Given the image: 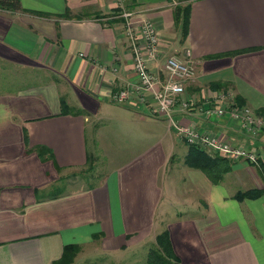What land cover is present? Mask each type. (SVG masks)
Wrapping results in <instances>:
<instances>
[{
    "label": "crops",
    "instance_id": "crops-1",
    "mask_svg": "<svg viewBox=\"0 0 264 264\" xmlns=\"http://www.w3.org/2000/svg\"><path fill=\"white\" fill-rule=\"evenodd\" d=\"M118 1L22 0L27 10L0 8V264H50L67 243L81 245L76 259L107 251L121 261L129 250L148 249L165 228L183 264H264V193L236 196L264 189V133L249 136L229 116L175 111L233 142H254L258 161L233 160L215 183L186 163L190 143L168 118L149 103L114 102L113 91L136 81ZM178 2L121 1L154 21L161 57L190 50L197 72L187 90L196 99L223 82L256 111L264 107V0H191L184 39ZM66 9L74 16H61ZM113 120L140 147L115 165L109 153L98 183L70 178L68 169L94 165L93 152L104 155L100 125ZM25 130L29 145L49 146L54 159L28 152ZM62 175L65 192L50 196Z\"/></svg>",
    "mask_w": 264,
    "mask_h": 264
},
{
    "label": "built area",
    "instance_id": "built-area-1",
    "mask_svg": "<svg viewBox=\"0 0 264 264\" xmlns=\"http://www.w3.org/2000/svg\"><path fill=\"white\" fill-rule=\"evenodd\" d=\"M121 1H118L121 11L117 15L125 21L124 32L136 81L113 91L111 99L116 103H149L153 112L171 121L181 138L210 153L217 152L233 160L258 161L259 152L255 147L233 142L221 133L176 118L177 109L184 114L198 110L206 117L229 116L246 131L256 132L264 126V116L250 105L239 104L230 88L206 95L203 101L191 95L187 85L195 79L197 69L190 50L161 57V36L154 21L125 8ZM158 59L163 60L162 64L154 67L152 62Z\"/></svg>",
    "mask_w": 264,
    "mask_h": 264
},
{
    "label": "trees",
    "instance_id": "trees-1",
    "mask_svg": "<svg viewBox=\"0 0 264 264\" xmlns=\"http://www.w3.org/2000/svg\"><path fill=\"white\" fill-rule=\"evenodd\" d=\"M0 8L10 10L25 9L22 5V0H0ZM191 9V0H179V2L175 6V21L176 24L180 25L182 29V39H184L189 32ZM30 11L44 15L49 14L48 12L41 10L30 9ZM61 16L71 17L74 16V14L71 13L70 9H66L64 13H61ZM77 17H83V15L77 14ZM211 86L216 89L220 87H228L227 84L223 82L213 83ZM236 100L239 104L245 103L244 99L240 96H237ZM62 104L65 109L67 101L64 97L62 98ZM257 112L264 116V107H259L257 109ZM25 140L27 143L28 152L32 150L37 151V153L43 160L54 159V152L49 146L45 144H38L32 147L29 145V137L26 130ZM185 161L190 166L202 169L215 183L220 182L224 178V175L232 168L234 162L233 159L226 155L217 152L209 153L206 149L194 144H189V151L186 155ZM91 162L92 161H90L89 163V168H92L94 166ZM259 163L262 175H264V165L261 164V162ZM67 178L68 175H62L57 181L50 185V188H48L50 196H60L65 192L67 187ZM263 193L264 189L250 188L247 190L239 191L236 196L239 199H243L245 197H255ZM80 250L81 245L77 243H67L64 246L62 256L59 259L54 260L50 264H71ZM147 261L148 264H183L180 257L174 250L168 228H165L158 234L157 240L155 242L149 244Z\"/></svg>",
    "mask_w": 264,
    "mask_h": 264
},
{
    "label": "rangeland",
    "instance_id": "rangeland-1",
    "mask_svg": "<svg viewBox=\"0 0 264 264\" xmlns=\"http://www.w3.org/2000/svg\"><path fill=\"white\" fill-rule=\"evenodd\" d=\"M119 7L117 8L118 11ZM116 11V13H118ZM115 13V15H116ZM119 107L112 106L109 110V114H117ZM256 110V109H255ZM100 139L101 147L104 155L97 154L93 152L94 156V166L89 168L88 166L82 168H72L68 169L65 173H70V178H76L77 181H82L83 185L88 186V184L98 183L106 174L110 168L108 164L109 153L110 162L115 165L118 160L128 156L132 149L140 147V143L133 142L135 137L132 135L129 127L127 128L119 120L109 121L100 125ZM246 132V130H245ZM260 132V133H259ZM259 133V134H257ZM264 133V126L257 129L256 133L247 131V135H258V137ZM256 135V136H257ZM245 143V142H243ZM249 146H254V142L247 140ZM90 148L95 149V141L92 136L89 140ZM106 154V155H105ZM244 160V159H243ZM148 249H134L129 250L123 260L117 261L116 258L110 254V252H98L97 254H92L89 258L82 260L83 258H75L71 264H148Z\"/></svg>",
    "mask_w": 264,
    "mask_h": 264
}]
</instances>
